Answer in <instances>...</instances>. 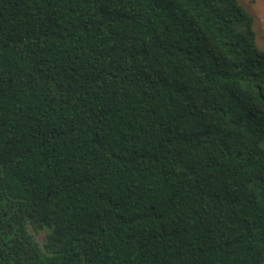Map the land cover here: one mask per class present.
<instances>
[{
    "label": "trees",
    "instance_id": "trees-1",
    "mask_svg": "<svg viewBox=\"0 0 264 264\" xmlns=\"http://www.w3.org/2000/svg\"><path fill=\"white\" fill-rule=\"evenodd\" d=\"M0 264H264L236 0H0Z\"/></svg>",
    "mask_w": 264,
    "mask_h": 264
},
{
    "label": "rangeland",
    "instance_id": "rangeland-1",
    "mask_svg": "<svg viewBox=\"0 0 264 264\" xmlns=\"http://www.w3.org/2000/svg\"><path fill=\"white\" fill-rule=\"evenodd\" d=\"M236 3L250 16L256 45L264 50V0H236ZM38 237L41 238L42 234Z\"/></svg>",
    "mask_w": 264,
    "mask_h": 264
}]
</instances>
